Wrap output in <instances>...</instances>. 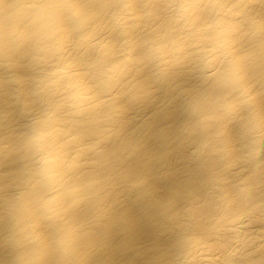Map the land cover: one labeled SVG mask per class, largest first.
<instances>
[{"label":"bare ground","instance_id":"bare-ground-1","mask_svg":"<svg viewBox=\"0 0 264 264\" xmlns=\"http://www.w3.org/2000/svg\"><path fill=\"white\" fill-rule=\"evenodd\" d=\"M0 264H264V0H0Z\"/></svg>","mask_w":264,"mask_h":264}]
</instances>
